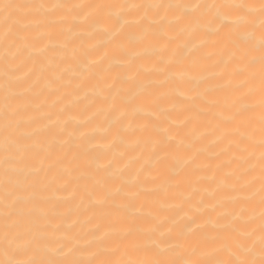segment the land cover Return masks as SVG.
I'll use <instances>...</instances> for the list:
<instances>
[{"label":"bare ground","instance_id":"obj_1","mask_svg":"<svg viewBox=\"0 0 264 264\" xmlns=\"http://www.w3.org/2000/svg\"><path fill=\"white\" fill-rule=\"evenodd\" d=\"M261 2L0 0V261H259Z\"/></svg>","mask_w":264,"mask_h":264},{"label":"snow or ice","instance_id":"obj_2","mask_svg":"<svg viewBox=\"0 0 264 264\" xmlns=\"http://www.w3.org/2000/svg\"><path fill=\"white\" fill-rule=\"evenodd\" d=\"M240 7H243L241 5ZM261 12L264 13V0L261 2ZM261 48L264 50V40L261 42ZM261 64L264 66V51H262L261 55ZM262 84H264V81H262ZM262 230H264V226H262ZM261 258L259 261H249V260H236V261H230V262H217V264H264V237L261 239ZM0 264H18V262L12 260V259H7L0 261ZM27 264H61V262L55 261V260H41V261H35V260H30L27 262ZM63 264H75V262H63ZM163 264V262H161ZM169 264H179V262H169ZM203 264H212L210 261L203 262Z\"/></svg>","mask_w":264,"mask_h":264}]
</instances>
